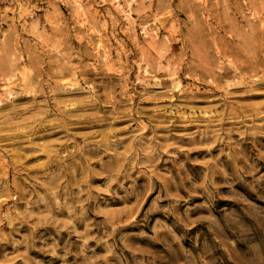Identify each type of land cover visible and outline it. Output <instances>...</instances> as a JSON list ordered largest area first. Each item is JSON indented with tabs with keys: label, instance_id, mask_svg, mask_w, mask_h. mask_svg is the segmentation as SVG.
Returning a JSON list of instances; mask_svg holds the SVG:
<instances>
[{
	"label": "rangeland",
	"instance_id": "obj_1",
	"mask_svg": "<svg viewBox=\"0 0 264 264\" xmlns=\"http://www.w3.org/2000/svg\"><path fill=\"white\" fill-rule=\"evenodd\" d=\"M0 264H264V0H0Z\"/></svg>",
	"mask_w": 264,
	"mask_h": 264
}]
</instances>
